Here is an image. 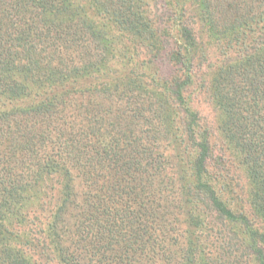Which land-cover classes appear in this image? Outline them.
Listing matches in <instances>:
<instances>
[{
    "label": "trees",
    "instance_id": "1",
    "mask_svg": "<svg viewBox=\"0 0 264 264\" xmlns=\"http://www.w3.org/2000/svg\"><path fill=\"white\" fill-rule=\"evenodd\" d=\"M81 2L0 0V264H264V0H190L203 42ZM124 39L173 75L146 87Z\"/></svg>",
    "mask_w": 264,
    "mask_h": 264
},
{
    "label": "rangeland",
    "instance_id": "2",
    "mask_svg": "<svg viewBox=\"0 0 264 264\" xmlns=\"http://www.w3.org/2000/svg\"><path fill=\"white\" fill-rule=\"evenodd\" d=\"M181 1L182 0H155V3H154V0L153 1L148 0V3H149L148 13H151L152 15H154L155 13L157 14V16L162 15L164 20H162L161 22H162V27H164V25L166 26L165 21L171 19L172 23H177L181 20L180 15L182 14V12L183 11L186 12V16L189 19V24L192 28L193 33L195 34V36L199 38L198 40L203 42L204 41V35H203L204 30L202 28L204 26H203V22L201 21V16H202L201 13L198 12L197 7L194 4H192L190 0H188V2L186 3L184 1L183 2ZM77 3L82 4L81 0H77ZM85 8L88 9L87 4H85ZM158 12H162L164 14H159ZM165 12H168V13L165 14ZM107 28L109 29L110 26H108ZM115 34L116 32H114L111 35H115ZM116 43H118V46H117L118 50L119 49L122 50L125 44H126V48H129L130 46H132V49H134V50L131 49V51L134 52L132 54H135L133 62L138 64L139 71L141 72V76H142L141 77L142 81L146 87L154 88L157 86V84L154 81H152L153 77L155 78V80L160 81V78L162 80H166L167 78L173 75L172 73L173 69L165 61V57H163L164 55L161 56V59L159 61L156 60L155 62H152L151 56L148 54L146 49L144 50L140 46L136 47L132 43H128L127 40L125 39L122 42L121 41L118 42L117 40ZM191 99L192 101H190L191 103H189L190 109L198 112L201 124L209 130V133H210L209 140L212 141L213 148H215V151L217 150L216 155L220 154L225 146L222 144L221 139L219 137V133L216 130V126L214 122L215 112L213 111V107L210 105L209 101L207 100L200 101L198 99H193V98ZM219 148L220 150H218ZM225 156H228V153ZM241 172L242 170L238 168L239 178L237 179L235 178L234 181L232 182L233 186L237 187L235 190L238 196H239V188L237 184L239 186L240 185L244 186L246 190V183H245V177H244L245 175L243 174V172L242 173ZM244 197H245V193L240 194V199L238 198L237 202L240 204V202L243 201ZM25 212H27L29 215L33 213L30 210L25 211ZM45 215L46 214L44 211V213H42L41 216H39L35 222L29 220V222L22 224V226L12 223L11 228L14 231L18 232L19 234H23V233L25 234L26 227L29 224L41 223L43 229H45L47 226L48 220H49L48 217H46ZM18 248L22 249L25 247L18 246Z\"/></svg>",
    "mask_w": 264,
    "mask_h": 264
}]
</instances>
